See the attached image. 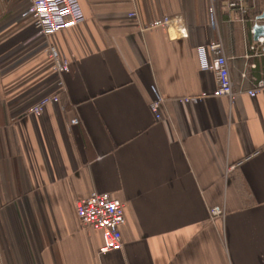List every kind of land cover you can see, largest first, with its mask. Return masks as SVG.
Instances as JSON below:
<instances>
[{"label":"crops","instance_id":"1","mask_svg":"<svg viewBox=\"0 0 264 264\" xmlns=\"http://www.w3.org/2000/svg\"><path fill=\"white\" fill-rule=\"evenodd\" d=\"M222 1L215 32L211 0H78L84 22L45 38L29 1L0 0V264H264V94L246 95L264 81V56L246 58L264 0H246L242 22ZM135 10L143 24L182 15L188 37L141 31ZM218 36L232 103L200 70L197 47ZM48 46L71 61L61 91ZM93 193L124 205L119 252L79 225L75 203Z\"/></svg>","mask_w":264,"mask_h":264},{"label":"built area","instance_id":"2","mask_svg":"<svg viewBox=\"0 0 264 264\" xmlns=\"http://www.w3.org/2000/svg\"><path fill=\"white\" fill-rule=\"evenodd\" d=\"M220 4L227 9L230 20L245 21L248 14L246 0H223ZM209 14L211 29L216 32L217 19L215 16L214 0H211ZM24 16L31 19L38 35L45 38L76 27L85 20L78 0H30ZM128 18L137 23L141 31L155 28L172 29L179 38L186 39L188 37L184 19L180 14L164 15L147 24L141 22L137 10L130 13ZM262 22L264 23V18ZM254 33V28H250L249 34L251 37H253ZM247 50V59L251 57H263L264 36H260L257 40H252ZM45 52L51 62L52 71L58 78L57 86L61 91L64 89L61 77L63 74L69 72L71 61L69 58L61 57L53 46H48ZM197 53L200 70L202 72L214 73L216 86L213 94L215 96L227 97L232 103L235 99L234 85L230 78L229 66L220 37H216L206 45L197 47ZM252 68H255V66L252 65ZM242 78L246 79V74H243ZM253 80V87L246 91V95L251 99H254L260 94H264V81ZM203 97L204 95L201 97H188L181 101L184 103L198 104ZM163 102V98L155 95V98L149 105L150 112L158 122L163 120L160 111ZM50 104H60L59 92L53 96L44 98L32 106L28 114L40 116ZM69 125L77 126V118L71 119ZM75 213L82 229H93L100 232L102 238V246L99 249L100 254L119 252L122 250L123 243L120 228L125 223L124 205L122 203L111 199L107 194L93 193L86 199L75 203ZM224 214L225 212L222 208L212 207L210 209L211 219L222 218Z\"/></svg>","mask_w":264,"mask_h":264},{"label":"water","instance_id":"3","mask_svg":"<svg viewBox=\"0 0 264 264\" xmlns=\"http://www.w3.org/2000/svg\"><path fill=\"white\" fill-rule=\"evenodd\" d=\"M254 35L253 40H257L260 36H264V26L263 25H255L254 26Z\"/></svg>","mask_w":264,"mask_h":264},{"label":"rangeland","instance_id":"4","mask_svg":"<svg viewBox=\"0 0 264 264\" xmlns=\"http://www.w3.org/2000/svg\"><path fill=\"white\" fill-rule=\"evenodd\" d=\"M27 1H29V3H30V0H27ZM28 6H29V4H28ZM28 8V7H27Z\"/></svg>","mask_w":264,"mask_h":264}]
</instances>
